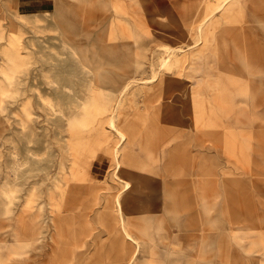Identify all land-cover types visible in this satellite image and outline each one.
<instances>
[{
  "label": "rangeland",
  "instance_id": "374dc122",
  "mask_svg": "<svg viewBox=\"0 0 264 264\" xmlns=\"http://www.w3.org/2000/svg\"><path fill=\"white\" fill-rule=\"evenodd\" d=\"M52 1L0 0V264H264L257 0Z\"/></svg>",
  "mask_w": 264,
  "mask_h": 264
},
{
  "label": "crops",
  "instance_id": "0c3cea01",
  "mask_svg": "<svg viewBox=\"0 0 264 264\" xmlns=\"http://www.w3.org/2000/svg\"><path fill=\"white\" fill-rule=\"evenodd\" d=\"M20 4L27 10L31 9L34 11L43 12L54 9L57 5V3H53L52 0H20ZM250 14L252 21L254 20L264 22V0H257L256 5H253L251 8ZM256 109L258 110V114H264V90L261 94L257 93L256 97H250V99L244 100V104L241 106V113H243V116L241 115V120H244L246 124H250L251 114H253L254 110ZM251 126H253L254 130H257V132L261 133L263 135L261 137L264 138V125Z\"/></svg>",
  "mask_w": 264,
  "mask_h": 264
},
{
  "label": "bare ground",
  "instance_id": "6f19581e",
  "mask_svg": "<svg viewBox=\"0 0 264 264\" xmlns=\"http://www.w3.org/2000/svg\"><path fill=\"white\" fill-rule=\"evenodd\" d=\"M20 38L21 37H19V35H17L16 33H15V31H13L12 32V35H11V42L12 43H16L17 41H20ZM13 46V45H12ZM9 50H10V48H9ZM13 57V56H12ZM12 59V58H11ZM14 59V58H13ZM15 60V59H14ZM14 60H13V62L12 63H14ZM11 63V64H12ZM16 63V62H15ZM14 63V64H15ZM20 65V64H19ZM11 66V65H10ZM14 67V66H13ZM12 67V68H13ZM6 72H7V74H9V75H11L12 73L11 72H9L8 70H5ZM24 77V76H23ZM32 77V76H31ZM22 79V78H21ZM32 79H34V77L32 78ZM26 80H28V78L26 79ZM29 81V80H28ZM27 81V82H28ZM36 81V80H35ZM23 83V82H22ZM34 84H36V83H34ZM60 84V83H59ZM65 84V83H64ZM32 86V85H31ZM63 86V85H62ZM28 87V86H27ZM30 87V86H29ZM37 87V86H36ZM28 89V88H27ZM39 91H41L40 90V88H39ZM173 91V90H172ZM42 94V93H41ZM167 100V99H166ZM25 101H27V100H25ZM118 102V101H117ZM117 102H116V104L114 105V107L113 108H111V113L109 114V116L107 117V119H106V121H107V123H108V126H109V128H110V130H113V131H119V133H121L122 134V138L115 144V148H114V162H115V166H114V170H113V177L114 178H116V179H121V180H126L125 178H123L122 177V171H121V168H122V166H123V163L121 162V160H120V157H118V151H119V148H120V145L122 144V142L125 140V136H126V134H125V132L123 131V130H121L119 127H118V125H117V119H116V110H117ZM32 103V102H31ZM33 106V105H32ZM173 106V105H172ZM165 107H167V106H165ZM34 108V107H33ZM31 109H32V107H31ZM163 109H165V108H163ZM167 109H168V107H167ZM175 109V108H174ZM166 112V111H165ZM25 113V112H24ZM108 113V112H107ZM106 113V114H107ZM28 114L26 113V116H27ZM30 115V114H29ZM24 117H25V115H24ZM32 118H34V117H32ZM25 119H26V117H25ZM24 119V120H25ZM23 120V121H24ZM27 125H29V123L27 124ZM26 125V126H27ZM25 126V127H26ZM25 130V129H24ZM120 135V134H119ZM121 136V135H120ZM32 140H33V138H32ZM32 140H30V138H28V141L29 142H32ZM38 140V139H37ZM27 141V142H28ZM33 143V142H32ZM36 143V142H35ZM28 144V143H27ZM31 144V143H30ZM33 147H34V145H32ZM31 146V147H32ZM264 147V146H263ZM28 150H32V149H30V147L29 148H27ZM28 157V156H27ZM31 157V156H30ZM31 159V158H30ZM29 165V164H28ZM30 167V166H29ZM29 171V170H28ZM108 171V170H107ZM124 172V171H123ZM102 174V173H101ZM107 175V174H106ZM98 178V177H97ZM138 181V180H137ZM140 181V180H139ZM133 185V183H132V181L131 180H126V183H125V185H124V189L123 190H120L119 192H117L116 194V203H117V205H118V208H119V210H120V212L121 213H123L124 214V212H125V209H127V208H125V205H124V197H123V194H122V192L124 191V190H127V189H130V187ZM131 191V190H130ZM132 194V193H131ZM130 196V195H129ZM130 198V197H129ZM132 198V197H131ZM134 199V198H133ZM131 200V199H130ZM128 201V200H127ZM128 203V202H127ZM126 203V204H127ZM129 204V203H128ZM132 205H133V207H134V203H132ZM131 205V206H132ZM130 208V207H129ZM132 209V208H131ZM133 209H137V208H133ZM130 210V209H129ZM131 213V212H130ZM119 216V219H120V222L122 223L121 225L123 226V228H124V230H125V233L128 235V237L129 238H131V239H134V237L132 236V235H130L129 233H128V228H127V226L125 225V221H126V218H125V216H122V215H118ZM139 248V247H138ZM137 248H136V250H135V252H134V254H133V256L134 255H136L137 254ZM133 256H132V260H133Z\"/></svg>",
  "mask_w": 264,
  "mask_h": 264
}]
</instances>
